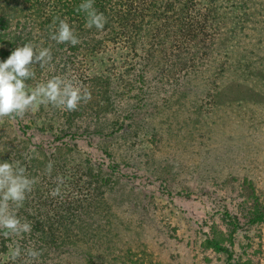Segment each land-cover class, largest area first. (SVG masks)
I'll use <instances>...</instances> for the list:
<instances>
[{"label": "trees", "instance_id": "trees-1", "mask_svg": "<svg viewBox=\"0 0 264 264\" xmlns=\"http://www.w3.org/2000/svg\"><path fill=\"white\" fill-rule=\"evenodd\" d=\"M82 2L0 0V61L25 43L51 46V64L34 65L36 79L26 83L67 77L92 97L76 111L41 106L23 119L0 122V161L19 160L38 180L17 213L32 223L21 245L33 242L42 252L40 264H183L184 259L172 262L167 246L157 253L149 248L150 236L139 226L129 228L130 219L149 217L151 210L146 203L138 206V191L125 190L126 183L136 187L133 179L141 176L143 196L160 190L183 201L178 207L184 208H176L179 218L193 211L197 198L215 203L210 217L222 216L232 229L225 235L209 225L210 231L202 229L203 238L197 237L199 246L221 255L220 264H253L230 247L235 230L264 228V0H95L94 7L107 18L100 31L85 28V14L76 10ZM56 16L67 18L79 44L49 39ZM142 113L152 129L171 119L175 134L161 140L159 150L169 156L158 155L153 167L147 165L153 149L142 146L146 130L133 121ZM237 126L246 133L228 136ZM121 143L129 152L118 159ZM258 159L262 168L252 181L248 165ZM218 160L233 182L234 169L245 174L241 184L251 205L243 215L224 205L235 190L233 183L230 191L219 190L223 181L213 170ZM72 171L90 177L86 186L93 196L72 195L42 213L55 201L45 200L57 187L55 178ZM157 198L155 205L163 201ZM103 221L107 229H97ZM245 237V246L256 243ZM10 243L0 236V254ZM256 244L260 252L262 243Z\"/></svg>", "mask_w": 264, "mask_h": 264}, {"label": "clouds", "instance_id": "clouds-1", "mask_svg": "<svg viewBox=\"0 0 264 264\" xmlns=\"http://www.w3.org/2000/svg\"><path fill=\"white\" fill-rule=\"evenodd\" d=\"M94 4L95 0H84L76 10L85 14V28L100 31L107 18ZM50 28L49 39L56 44L76 46L81 42L67 18L54 17ZM52 60L51 46L37 47L29 42L16 47L0 61V122L5 118L23 119L26 113L38 111L41 106L72 112L78 110L81 103L91 101V92L67 77L52 76L34 86L26 83L36 79L34 65L39 64L43 69ZM25 158L30 160L32 156L25 154ZM53 163L50 160L46 165L49 176ZM54 182L57 187L49 195L55 198L61 196L64 179L58 175ZM37 183V178L30 177L19 160L0 161V236L11 241L7 253L0 254V264H40L42 252L35 244L29 241V245L23 247L20 243L31 235L32 223L17 215Z\"/></svg>", "mask_w": 264, "mask_h": 264}, {"label": "rangeland", "instance_id": "rangeland-1", "mask_svg": "<svg viewBox=\"0 0 264 264\" xmlns=\"http://www.w3.org/2000/svg\"><path fill=\"white\" fill-rule=\"evenodd\" d=\"M144 113L135 116L134 120L135 122L139 123V125L146 130V136L142 135L143 143L142 146L144 147L147 145V147L150 145L151 149H153L152 154L150 156L146 155L151 159V163L147 164L149 167H153V165H157V158L159 157L161 153L164 152L159 150L160 144H162V141H168L169 139H174L175 134L173 133V129L169 128V123L172 124L171 119H163V122L156 124V121H153L154 124L157 126L152 129V122L149 120V118L146 115H143ZM129 122L133 125V127H139L136 124L133 123L132 120L128 119ZM141 129V127H139ZM229 130V129H228ZM232 133H230L228 136L231 135H238L242 136L246 133L244 126L237 128H231ZM170 135V136H169ZM170 137V138H169ZM160 141V143H159ZM140 142V141H139ZM233 142V141H232ZM122 146L119 148V155L118 159L121 158L122 152L125 150H129L126 145V143H121ZM138 145V144H137ZM158 146V148H157ZM136 147V146H135ZM164 150V148H163ZM129 152V151H128ZM116 156V157H117ZM145 156V157H146ZM166 157L169 156L168 152L165 153ZM189 156V155H188ZM197 157V155H196ZM160 159V158H159ZM261 160V159H260ZM258 159L256 162H252L249 164V170L246 174L248 179L254 181L258 180V173H259V167L262 168V162ZM221 161L218 160V162H213L214 167L213 170H216L215 173L218 174V177L220 178L222 182V188L219 190L222 191H230V183L234 184V190L229 193L227 196L229 198L228 203H224V205L228 209H233L234 211H239L240 215H243L242 212L244 208L249 207L251 205V200L248 197V188L246 185H244L242 182V177L245 176V174H240V171L238 169H234L231 173L232 175L237 177V180L235 182L232 181V176L227 170L221 169L222 165L220 163ZM207 167L209 165L207 164ZM133 168V167H132ZM229 174V175H228ZM141 176H137L135 179H133V182L137 184V186H132L129 183H126V191L129 192H139V201L138 203L139 207H142L143 203H146L145 206L148 207L149 217L146 216V218L141 219H130V225L129 228H138L142 231H144L145 234L149 235L150 241H146V244H148L149 248H152L154 252L157 253V248L160 246L168 247L170 257H172V262H181L182 259H184L183 264H220L222 260V256L218 255L217 253H214L211 249L205 248L204 246H199L198 239L201 240L202 237V229L205 232H209L208 226L212 224V226H216L217 230L222 231L225 235L232 229V226L230 223L225 220L222 216H215L213 219L209 215V208H218V206L211 202L209 204H205L203 201H200V198H197V202L193 204L192 208L193 211H190L189 209V215L187 213L184 215V218H179L178 209H183L184 206L181 208V206L178 207L179 203H183V201L179 198L168 196L163 191L155 190L152 194H148L147 196H143V193L146 192V188L138 189L139 185L143 184ZM64 184L61 185V196L55 197V201L53 203H50V205L46 206L45 209H42L41 212L44 213V211H50L51 207L54 206L57 201H64L66 198H71L70 196H77L79 195L81 198L84 196H93V191H91L90 186H86L87 183L89 184L91 182V179L88 175H83L79 173L78 171H72L67 173L64 177ZM54 189V188H53ZM146 197L145 201L141 200V197ZM159 196V199H163L162 202H159L158 205L154 204V197ZM54 197L48 198L46 196L47 202H52ZM158 199V198H157ZM158 199V200H159ZM150 201V202H148ZM149 203V204H148ZM173 208V211H170V209ZM45 211V213H46ZM150 214H152V217H150ZM156 214V216L154 215ZM113 224H118L115 221H112ZM103 224H99L97 229L99 227H102L105 225V221L102 222ZM173 226L176 227V231L173 230ZM118 232L121 235L123 231L121 230V227L118 224ZM106 228V225H105ZM107 229V228H106ZM110 230H113V227L110 228ZM258 231L255 227L248 226L247 228L244 227L242 229L235 230L233 233V246L230 248L237 253L238 251H241L239 254H241L243 259L249 258L251 259L253 264H264V228L260 232V237L256 235ZM178 234V235H177ZM191 235L190 239L186 238V235ZM245 234H248L249 239H254V241L261 242L262 245L260 247V252H257V244L254 243L252 246H245L247 242V237H245ZM176 235V236H175ZM198 237V239H197ZM196 240V241H195ZM228 243V242H226ZM207 257L208 259H205ZM175 259V260H173ZM176 259L178 261H176ZM174 264V263H172Z\"/></svg>", "mask_w": 264, "mask_h": 264}]
</instances>
